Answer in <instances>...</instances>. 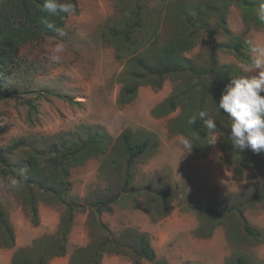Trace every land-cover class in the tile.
Here are the masks:
<instances>
[{
	"label": "rangeland",
	"instance_id": "rangeland-1",
	"mask_svg": "<svg viewBox=\"0 0 264 264\" xmlns=\"http://www.w3.org/2000/svg\"><path fill=\"white\" fill-rule=\"evenodd\" d=\"M76 3L63 35L24 45L12 72L0 71V90L10 94L0 99V153L8 159V169L0 165V212L13 235L8 247L0 232V264H38L43 254H50L45 264H61L54 243L62 224L75 218L64 264H92L94 251L103 264H264V151L235 149L228 117L216 108L230 79L249 75L243 66L250 47L264 46L257 6L240 0ZM203 24L214 30L213 76ZM56 42L64 44L59 62L48 58ZM166 62L178 71L161 81L148 73ZM200 111L216 121L215 136ZM193 116L202 134L189 124ZM122 133L134 145L147 143L129 167ZM178 134L194 138L190 154ZM65 152L71 154L63 167L49 165L47 159ZM13 177L23 182L19 188ZM163 189L170 190L167 213L155 193ZM113 196L110 213L91 206ZM39 205H52L58 219H42ZM50 225L57 228L51 234ZM109 234L114 242L104 243ZM140 242L154 250L153 261L136 256Z\"/></svg>",
	"mask_w": 264,
	"mask_h": 264
},
{
	"label": "trees",
	"instance_id": "trees-1",
	"mask_svg": "<svg viewBox=\"0 0 264 264\" xmlns=\"http://www.w3.org/2000/svg\"><path fill=\"white\" fill-rule=\"evenodd\" d=\"M63 2V0H61ZM71 2L76 7V13H78V7L76 0H71ZM241 4L246 7H256L255 3L249 2L248 0H240ZM43 0H0V71L6 74H10L14 67L16 66V55L26 44L34 43L41 41L45 37H54L57 36L59 33L55 30L48 29L44 24L41 23V17L47 16L46 13L40 11V6L42 5ZM75 13V14H76ZM140 8H137L136 14V21L134 25H137L138 18H139ZM49 22L55 24L56 28L62 30L65 21L64 14H60L58 16H47ZM202 29L205 30L208 36V41L211 47V54H210V64L211 70L210 74L213 76V68L216 65L215 60V42H214V30H212L209 26L203 24L200 25ZM226 32V31H225ZM127 33H124L126 36ZM240 48V43L235 44V50ZM178 68L172 62H166L161 64L160 66L156 67L155 69L148 70L150 75H155L161 81L166 75L176 73ZM135 89V85L131 86L126 90L127 93H133ZM4 96H10V94H3L0 90V99ZM30 103V102H29ZM171 106L174 107L173 103ZM193 129L197 130L200 134L203 133V130L199 123L191 124ZM120 139L124 145L125 151L127 153V160L126 166L129 167L131 162L137 158L140 154L144 152L147 147V143L145 141L141 142L138 145H134L131 142V137L128 133H122L120 135ZM94 145V141H87L80 143L79 148L91 147ZM70 152L61 153L58 157L47 159L49 165L54 168H61L66 164V159L70 156ZM32 164V163H31ZM0 165L2 166L3 170L8 169V159L0 153ZM6 173L3 171V174ZM21 180V179H19ZM129 181V177H125V184ZM122 191L125 192V188H122ZM156 195L159 196L161 199V206L165 213L168 212V199L170 197V190L163 189L155 192ZM116 200V196L109 197L106 200H97L91 206L95 208L97 214L102 212L110 213L112 211L110 205L114 203ZM70 208V206H69ZM33 215L36 214V208L32 207L31 209ZM3 213L0 212V232L5 233L6 239L8 241V247L13 244V235L12 231L9 227V222L7 219L2 218ZM33 222H36L33 221ZM36 224V223H35ZM72 224V219H68L67 222L62 224V231H61V238L54 243V248L56 250V256H62L65 254V238L68 235L69 226ZM101 227L108 229L104 226V224H100ZM244 231L247 234H251V230L249 229L247 224L243 226ZM49 237V236H47ZM104 243L111 242L113 243L115 239L111 237L109 234ZM53 243V242H52ZM1 245V244H0ZM120 253V252H115ZM137 257L146 259L147 261L151 262L155 258V252L153 249L150 248L148 244L144 242L139 243V249L135 252ZM52 255V254H51ZM47 256L50 254H43L38 258V264H45V260ZM92 264H100V257L101 252L94 251L92 253L91 259ZM135 264H140L138 261H135ZM237 264H247L241 260L237 261Z\"/></svg>",
	"mask_w": 264,
	"mask_h": 264
},
{
	"label": "clouds",
	"instance_id": "clouds-1",
	"mask_svg": "<svg viewBox=\"0 0 264 264\" xmlns=\"http://www.w3.org/2000/svg\"><path fill=\"white\" fill-rule=\"evenodd\" d=\"M40 11L47 16H58L64 14L65 18L76 13V7L71 0H43ZM47 16L41 17V23L48 29L57 31L60 35L64 33L56 28L55 24L49 22ZM255 17L260 24L264 25V0H260L255 11ZM64 51L63 42H56L48 57L53 62H59L60 53ZM251 58L248 64L243 66V71L249 75H240L230 79L224 87L217 111L223 112L230 122L229 139L232 146L239 150H251L254 153L264 151V46L253 45L250 47ZM208 114L204 111L198 113V118L203 121L210 136H215L217 124L212 118H206ZM196 116L189 120V124L196 123ZM178 144L182 146L185 154H190L194 143L182 134H178ZM23 171V170H22ZM11 185L19 188L22 181L10 178Z\"/></svg>",
	"mask_w": 264,
	"mask_h": 264
},
{
	"label": "crops",
	"instance_id": "crops-1",
	"mask_svg": "<svg viewBox=\"0 0 264 264\" xmlns=\"http://www.w3.org/2000/svg\"><path fill=\"white\" fill-rule=\"evenodd\" d=\"M113 208V207H112ZM39 211L41 213V216H42V219H48L50 217V219H58L57 217V212L55 211V208H53L52 205H39ZM101 219H116V215L113 214L112 218L111 217H104V215L102 214L101 215ZM105 223V222H104ZM78 226V223L76 221V218L75 220H73L72 224H71V230L72 232L69 233V237H71L73 234H75V229L77 228ZM55 230H57L56 228V225H50L49 229L46 231L47 233H53ZM70 247L69 245L66 246V252L64 254V256L62 255L60 258H57L59 261H63L61 262V264H64V261L67 262L68 259H69V254H68V251H69ZM67 253V254H66ZM8 256V254H7ZM104 259V257H103ZM103 259L100 261V264H103L102 261Z\"/></svg>",
	"mask_w": 264,
	"mask_h": 264
}]
</instances>
